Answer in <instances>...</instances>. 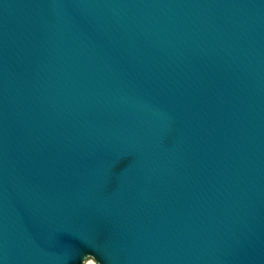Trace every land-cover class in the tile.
<instances>
[{"label": "water", "instance_id": "1", "mask_svg": "<svg viewBox=\"0 0 264 264\" xmlns=\"http://www.w3.org/2000/svg\"><path fill=\"white\" fill-rule=\"evenodd\" d=\"M264 264V0H0V264Z\"/></svg>", "mask_w": 264, "mask_h": 264}, {"label": "rangeland", "instance_id": "2", "mask_svg": "<svg viewBox=\"0 0 264 264\" xmlns=\"http://www.w3.org/2000/svg\"><path fill=\"white\" fill-rule=\"evenodd\" d=\"M88 264H96L95 262H93V261H88Z\"/></svg>", "mask_w": 264, "mask_h": 264}]
</instances>
